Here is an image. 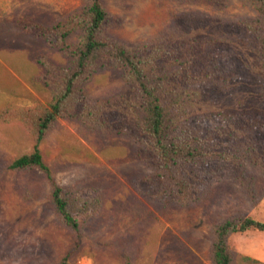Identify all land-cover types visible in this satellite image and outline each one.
<instances>
[{
    "label": "rangeland",
    "instance_id": "rangeland-1",
    "mask_svg": "<svg viewBox=\"0 0 264 264\" xmlns=\"http://www.w3.org/2000/svg\"><path fill=\"white\" fill-rule=\"evenodd\" d=\"M80 0H0V108L46 104L48 94L33 86L42 71L36 57L63 63L60 53L17 25L21 18L54 22ZM120 24L111 33L128 44L181 35L221 37V27L256 18L240 0H105ZM119 70L95 73L85 84L90 99L122 92ZM199 112L255 110L264 116V77L246 75L238 89L210 96ZM34 141L18 122L0 121V264H210V228L225 218L248 215L264 221V179L257 171L259 200L253 206L229 176L213 181L189 203L168 202L143 187L151 171L137 143L117 131L100 132L77 120L59 118L39 144L55 179L69 188L93 189L99 206L80 232L63 225L50 202V186L38 169L15 171L11 160ZM240 253L264 264V232H237L229 239ZM64 259V260H63Z\"/></svg>",
    "mask_w": 264,
    "mask_h": 264
},
{
    "label": "trees",
    "instance_id": "trees-1",
    "mask_svg": "<svg viewBox=\"0 0 264 264\" xmlns=\"http://www.w3.org/2000/svg\"><path fill=\"white\" fill-rule=\"evenodd\" d=\"M240 1L256 11V18L221 27V37L181 35L128 44L111 33L121 18L109 12L105 0H80L50 23L17 20L19 28L60 53L63 63L36 57L42 71L30 82L47 92L46 104L0 108V121L18 122L34 141L33 148L14 157L8 167L44 173L50 202L63 225L80 232L97 210L99 195L86 187L61 185L45 162L39 144L59 118L129 135L137 143L136 155L151 169L143 187L158 198L189 203L213 181L229 176L249 202L257 204L251 171L264 179V116L250 109L198 110L210 103L212 93L241 87L244 76L264 77V0ZM105 69L122 72L124 89L109 99H90L85 84ZM248 230L264 232V221L236 214L212 225L210 264H259L229 241L232 234Z\"/></svg>",
    "mask_w": 264,
    "mask_h": 264
}]
</instances>
